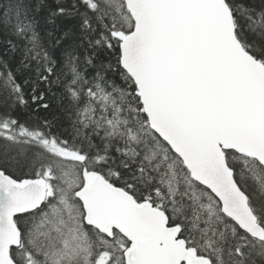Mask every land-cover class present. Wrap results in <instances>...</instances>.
Listing matches in <instances>:
<instances>
[{
	"label": "snow or ice",
	"instance_id": "snow-or-ice-1",
	"mask_svg": "<svg viewBox=\"0 0 264 264\" xmlns=\"http://www.w3.org/2000/svg\"><path fill=\"white\" fill-rule=\"evenodd\" d=\"M0 264H264V0H0Z\"/></svg>",
	"mask_w": 264,
	"mask_h": 264
}]
</instances>
